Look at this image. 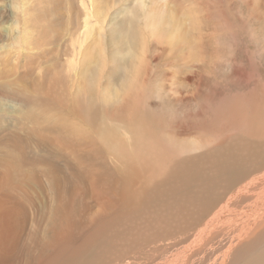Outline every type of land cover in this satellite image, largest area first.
<instances>
[{
    "label": "rangeland",
    "instance_id": "1",
    "mask_svg": "<svg viewBox=\"0 0 264 264\" xmlns=\"http://www.w3.org/2000/svg\"><path fill=\"white\" fill-rule=\"evenodd\" d=\"M81 2L0 0V194L22 196L25 187L15 178L35 177L40 188L33 189L48 202L58 174L54 166H77L81 173L89 168L83 161L92 159L76 153L80 144L91 153L106 148L112 159L128 158L136 171L157 176L179 158L264 145V55L253 62L248 39L252 31L264 39V0H92L87 28ZM263 186L253 183V196ZM218 199H212L217 210L223 204ZM210 200L197 210L203 213ZM175 205L170 215L181 217L171 234L152 212L143 219L147 226L138 221L131 240L111 245L107 227L100 228V257L115 248L125 255L120 264H144L158 249L176 256L203 219L187 217ZM29 213L33 220L35 210ZM155 231L167 234L156 246L149 239L142 250L132 245L135 236L150 238ZM49 253L39 258L44 254L48 264Z\"/></svg>",
    "mask_w": 264,
    "mask_h": 264
},
{
    "label": "bare ground",
    "instance_id": "2",
    "mask_svg": "<svg viewBox=\"0 0 264 264\" xmlns=\"http://www.w3.org/2000/svg\"><path fill=\"white\" fill-rule=\"evenodd\" d=\"M91 1L81 2L85 13L84 28L89 25V15L93 11L89 4ZM75 53L77 56V52ZM77 148L76 153L92 159L90 163L83 161L89 168L81 173L77 166H54L59 175L53 170L57 174L54 178L56 182L54 186L50 184V187L51 191L54 189L55 192L49 195L48 202L42 199L46 196L33 189V186L40 188L39 185L36 186L38 181L35 177L27 180V176H15L14 181L22 182L25 187L22 196L15 192L0 194V264H31V261L33 264H47L44 259L41 260L45 257L44 254L39 258L42 251L51 252L48 255V264H73L74 261L76 264H108V259L112 260L113 256L120 257L113 261L118 260L116 263L120 264L125 255L117 248L113 255L109 251L106 252V258L100 257L105 254V248L100 249L102 245L99 241L104 235H99L101 239L97 238L96 235L101 231L99 229L107 227L105 239L111 245L115 239L131 240L129 233H137L138 221H141V226H147L149 223L143 222V219L146 220V214L152 212L157 214L158 223H165V229L162 231L171 234L172 227L175 226L176 229L178 223L176 218L181 217V214L172 215L174 218L170 215V206L174 202L182 206L181 211L185 216L195 213L202 215L203 221L196 223L188 239L181 237L185 245L179 247L176 256L166 255L158 249L150 254L144 264H264V186L260 188L261 192L257 191V197L251 193L253 183L264 184L263 144L245 143L241 151L229 148L213 155L210 150L209 153L201 152L191 157L179 158L172 161L169 170L167 168L168 171L160 176L149 170L145 172L142 168L136 171L127 157L124 159L117 155L116 160L112 159L110 150L106 148L108 156L104 154V149H100L102 153H91L87 144H80ZM76 180L83 185V194L80 192L82 190L76 187L80 186ZM147 180V185H143ZM106 182L108 185L103 190V184ZM40 184L41 191L48 195L50 188L47 189L46 183ZM99 184L101 187L98 189ZM216 196H219V204L223 203L218 210V204L215 205L212 200ZM150 197L155 201L160 200V203L156 201V205H152L151 201L154 199L150 201ZM207 198L211 200L201 213L197 209ZM77 201L79 207L75 208ZM162 201L165 205L161 204ZM32 208L36 212L33 220L29 216V209ZM46 211L48 213L45 216ZM206 213L207 216L203 218ZM222 216L224 218L221 220ZM140 217L142 219L139 220ZM111 222L119 224V227L112 228ZM166 235L157 234L156 231L150 238L134 235L137 240L132 241V245L142 250L150 240L156 246L161 242L159 238ZM211 243L216 247H206L209 251L207 253L204 247L210 246ZM35 246L37 248L33 249ZM25 252H28L29 258L22 259L21 256ZM156 256H162L158 263L155 262Z\"/></svg>",
    "mask_w": 264,
    "mask_h": 264
},
{
    "label": "clouds",
    "instance_id": "3",
    "mask_svg": "<svg viewBox=\"0 0 264 264\" xmlns=\"http://www.w3.org/2000/svg\"><path fill=\"white\" fill-rule=\"evenodd\" d=\"M248 39L254 46L252 60L255 62L258 58L264 55V39H261V37L255 31H252L248 34ZM228 70H231L230 66L228 67Z\"/></svg>",
    "mask_w": 264,
    "mask_h": 264
}]
</instances>
